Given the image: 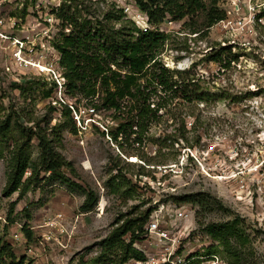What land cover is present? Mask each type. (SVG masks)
<instances>
[{"label":"rangeland","instance_id":"374dc122","mask_svg":"<svg viewBox=\"0 0 264 264\" xmlns=\"http://www.w3.org/2000/svg\"><path fill=\"white\" fill-rule=\"evenodd\" d=\"M62 1L0 0L5 24L0 31L25 40L19 58L15 42L0 35V122L10 123L0 134V237L31 264L41 259L42 264H92L114 226L164 202L165 209L167 203L189 207V216L178 219L183 225L180 255L213 253L230 264H264V193L256 192L264 177L252 172V164L264 158V0H216L226 17L209 28L202 10L184 19L169 15L153 25L135 0H85L93 21L108 9L119 14L115 10L123 8L124 16L107 21L110 29L124 25L165 31L168 38L158 55L162 62L171 69H189L204 90L224 95L208 101L174 99L141 142L136 134L112 138L111 130L126 118V111L94 109L81 95L68 94L63 78L62 86L54 84L49 70L26 61L59 65L54 40L72 28L53 13ZM204 1L209 8L212 0ZM194 26L205 30L194 32ZM221 46L228 47L226 66L208 59ZM50 88L52 94L46 96ZM64 105L71 106V118L63 114ZM183 119L187 130L180 133ZM34 130L55 138L58 151L73 162L75 174L66 171L72 181L40 174L22 195L19 190L6 195L14 146H24L33 163L40 160L37 139H29ZM118 171L132 184L118 179L122 184L117 190L111 176ZM81 186L94 191L89 210L81 208L86 198ZM186 194L193 196L182 201L175 197ZM60 212L62 232L47 224ZM236 216L250 241L232 239L227 249L206 232V225ZM45 233L52 237L42 244ZM29 244L36 249L30 255ZM110 256L118 260L116 254ZM193 260L208 262L199 257L187 264Z\"/></svg>","mask_w":264,"mask_h":264},{"label":"trees","instance_id":"16d2710c","mask_svg":"<svg viewBox=\"0 0 264 264\" xmlns=\"http://www.w3.org/2000/svg\"><path fill=\"white\" fill-rule=\"evenodd\" d=\"M135 1L153 25L162 24L169 15L172 19H184L201 10L206 12V28L226 17L225 10L216 6V0H212L209 8L204 0ZM83 6L86 11L84 14ZM115 11L119 14L108 9L100 20L93 21L89 17L85 0H63L59 7L53 9V13L61 19L63 25L72 26L69 32H62L61 37L54 40V45L60 53L59 65L63 68L66 78L67 93L73 96L81 95L94 109L106 108L115 113L127 112L126 118L111 130L113 139L117 140L121 134H136L135 140L141 142L144 132L158 121L164 113H161V110L173 103L174 99L208 101L211 98L224 97L223 94L204 90L189 69H171L162 62L158 55L168 38L165 31L150 27L143 30L137 26L127 29L124 25L116 30L108 28V20L125 15L123 8ZM192 29L194 32H200L203 28L194 26ZM227 50L226 46L213 48L208 54V59L226 66L224 61L227 59ZM228 62L230 63L231 59ZM52 91L51 88L48 89L45 95L51 96ZM96 95L100 98L97 101ZM72 111L70 106L64 105L65 117L71 118ZM9 125L8 120H1L0 134H4ZM182 130H187L184 119L179 128L180 133ZM184 135L182 137H186L190 143L189 138ZM33 137L37 139L40 147V160L37 164L33 163L24 146H14L12 170L4 187L6 195L16 190L22 195L40 174L44 178L72 181L66 171L75 174L74 164L58 151L55 138L43 130L32 131L29 139ZM28 169L30 174H26ZM111 179L115 181L117 190L122 184L116 181L118 179L127 181L126 185L132 184V180L120 174V171L112 174ZM81 187L86 193L81 208L89 210L95 200L94 191ZM192 196L193 194H186L175 197L182 201ZM212 198L216 200L215 197ZM151 211L152 207H149L136 217H126L121 223L117 221L118 224L102 240V252L92 260V264H123L130 258L142 259L144 252L134 243L142 241L144 226ZM206 232L227 249H230L232 239L240 244L250 241L239 216L226 221L209 222ZM28 235L30 236L31 232L28 231ZM111 254H116L118 260L111 258ZM197 261L200 260H193L191 264ZM0 264H31V261H27V256L16 253L12 244L0 237Z\"/></svg>","mask_w":264,"mask_h":264},{"label":"built area","instance_id":"2783aa9c","mask_svg":"<svg viewBox=\"0 0 264 264\" xmlns=\"http://www.w3.org/2000/svg\"><path fill=\"white\" fill-rule=\"evenodd\" d=\"M15 24V23H13ZM0 25L4 24V18H0ZM14 26V25H12ZM0 35L4 38H10L13 42H15L16 47L18 48L14 54L20 57L22 53L23 46L25 44L24 39H19L17 37L11 36L8 37L7 34H4L0 31ZM26 60V59H24ZM29 64L38 67L40 71L49 70V74L52 76L53 81H55L58 85H61V78H63V84H65L66 78L59 70V66H51L48 67L45 64L36 61H29ZM47 77V75H45ZM49 77V75H48ZM69 105V104H68ZM71 107V106H70ZM73 108V106H72ZM75 114L77 115V111L74 109ZM252 172L258 173L260 176L264 177V158H260L257 160L256 163H253ZM26 174H30V169L26 171ZM243 185V183H242ZM257 193L261 194L264 193V186H259L256 190ZM260 197V196H259ZM255 197L256 201H259L258 198ZM239 199V198H238ZM171 203H167V208L165 209L164 202L161 203L159 206L154 207L151 211L148 220L144 226V237L142 241L134 243V245L144 252V257L142 259L132 258L128 264H187L189 259L200 257V259H205L201 264H230L222 257L218 256L217 254H210L205 256H189L185 257L180 255V248H181V238H182V231L183 225L178 223L179 218H187L189 216L188 208L186 205L183 204H175L174 206ZM169 210L170 212H167ZM167 212V213H166ZM174 216V220H168L169 217ZM64 215L63 213L56 214V218L47 222V224L51 226H55L58 231H64ZM185 232V231H184ZM15 237L19 240L20 239V232H15ZM50 234H43L41 243L43 244L46 241L51 239ZM146 238V239H145ZM27 252L30 254L35 249V246L29 244L27 246Z\"/></svg>","mask_w":264,"mask_h":264},{"label":"crops","instance_id":"0c3cea01","mask_svg":"<svg viewBox=\"0 0 264 264\" xmlns=\"http://www.w3.org/2000/svg\"><path fill=\"white\" fill-rule=\"evenodd\" d=\"M30 255V254H29ZM39 260V259H38ZM37 264H38V261H35ZM43 263V261H42V259L41 260H39V264H42Z\"/></svg>","mask_w":264,"mask_h":264}]
</instances>
